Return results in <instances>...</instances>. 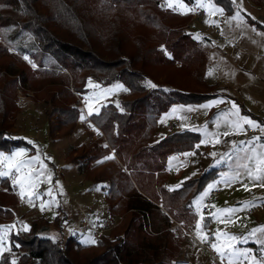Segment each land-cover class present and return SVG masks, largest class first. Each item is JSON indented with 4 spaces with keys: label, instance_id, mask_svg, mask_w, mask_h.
Returning a JSON list of instances; mask_svg holds the SVG:
<instances>
[{
    "label": "trees",
    "instance_id": "1",
    "mask_svg": "<svg viewBox=\"0 0 264 264\" xmlns=\"http://www.w3.org/2000/svg\"><path fill=\"white\" fill-rule=\"evenodd\" d=\"M213 1L228 17L234 15L233 0ZM190 18L165 8L163 0H0V152L35 151L25 139L10 137L21 110L18 91L32 92L51 108L50 138L62 139L77 129L79 99L91 80L126 88L119 107L108 104L91 115L105 137L79 145L66 158L85 180L105 187L109 214L123 220L111 234L125 239L115 244L102 237L89 245L77 236L54 241L39 235L52 225L42 217L29 231L12 235L18 260L0 264H171L183 256L185 238L172 228L177 222L194 230L193 202L220 169L169 190L164 184L170 157L197 151L201 135L184 131L149 143L173 106L216 97L217 85L206 80L208 54L187 31ZM246 19L264 32L257 20ZM13 191L9 178L0 176V224L15 217L19 198ZM211 222L206 218L205 227ZM54 225L63 228L60 218Z\"/></svg>",
    "mask_w": 264,
    "mask_h": 264
},
{
    "label": "rangeland",
    "instance_id": "2",
    "mask_svg": "<svg viewBox=\"0 0 264 264\" xmlns=\"http://www.w3.org/2000/svg\"><path fill=\"white\" fill-rule=\"evenodd\" d=\"M163 2L164 7L173 12L190 14V5L185 0ZM233 2L235 13L228 17L224 9L213 0H197L195 5L202 10L203 16L198 22L191 17L187 25V31L200 41L208 54L206 80L209 84H216L217 89L214 91L215 98L193 106L199 113L197 124L200 128L190 130L203 134L202 142L198 145L202 151L206 150L207 144L210 148L206 150L205 156L194 155V166L189 156L179 159L175 164L178 166L175 171H181L178 173L181 175L186 170L188 175L185 178L189 179L212 169H220L218 174L221 176L217 175L210 181L195 199V210H198L214 189L220 191V195L210 206L213 213L210 217L215 220L212 230L207 232L204 224L197 236L200 233L207 236L215 233L213 243L222 252L249 253L247 257L233 255L232 259H227L212 246L216 257L203 248L198 254L208 264H244L245 261L255 264V261H259L258 256H264V231L254 232L256 229H264V171H257L258 160L264 158V131L261 130L264 128V32L249 25L246 19L249 15L264 26V2L260 6L248 0ZM237 14L238 19H233ZM216 24L222 25L220 37L209 29ZM24 60L33 69H37L31 58ZM160 80H164V77ZM89 88V92L82 95L85 105L79 100L81 118L76 131L72 136L62 139L50 138L51 108L37 101L32 92L18 91L21 110L10 137L25 139L34 146L35 151L31 152L30 149L22 147L11 152H0L3 154L0 157V172L9 173L2 177L9 178L11 184L18 188L13 192L19 198V205L14 211L15 217L0 224V237H3L0 240V261L15 263L18 260V253L11 244L12 235L29 231L32 221L42 217L52 223L47 232L39 233L43 238L64 242L70 236L78 237L80 234L83 236V244L100 238L99 231L102 230L109 213L105 187L85 180L78 167L68 164L66 158L79 145L100 138L96 139L85 124L88 121L96 124L91 115L98 113L103 106L114 104L119 107L126 88L121 83L101 87L92 80ZM237 110L239 117H248L259 124L260 128L247 124L242 125L241 129L236 128ZM87 115L90 117L86 118ZM101 137H105L104 133ZM21 151L24 155L15 160L4 159ZM230 154L236 157L242 154L246 163L239 166V162L234 161L232 164ZM35 157H39V160H34ZM25 161L28 163H24L20 171H17V165ZM250 173H255L261 179H254ZM41 205H44V210H41ZM254 207L258 209L257 213H253ZM229 209L235 211H227ZM57 218L63 224L62 230L54 225ZM231 236L237 239L229 240L228 237ZM188 240L194 239L185 237L183 253L186 252L185 242ZM208 240L212 242L211 238ZM203 241L206 242L207 239Z\"/></svg>",
    "mask_w": 264,
    "mask_h": 264
},
{
    "label": "crops",
    "instance_id": "3",
    "mask_svg": "<svg viewBox=\"0 0 264 264\" xmlns=\"http://www.w3.org/2000/svg\"><path fill=\"white\" fill-rule=\"evenodd\" d=\"M88 87H89V84H88ZM193 106H197V105H187V106L186 105H175L170 109V111L168 113L164 114L159 121V126H158L156 133L153 135V137L150 141L151 145L158 143L160 140H162L166 136L172 135L174 133L190 131L191 128H195L193 130H198L200 128V125L197 124L199 113L196 111V109ZM213 111H214V109H213ZM208 118H209V116H208ZM192 132H194V131H192ZM195 133H197V132H195ZM198 134H200V133H198ZM200 135H201V141L200 142H202L203 134H200ZM199 143L196 146L197 151H191L188 153L174 155V156L170 157L168 167H167V171L169 172V177L165 181V184H164L167 189H169V190L178 189V188H180L182 183L188 179V178H185V176L187 177V175H188L186 170H185V173L184 174L182 173L181 175L178 174V173H181V171L178 173H177V170L175 171L176 167L178 168V166L175 164L178 163L179 159H186L189 156L190 160L192 162V166H194L196 160L193 157L195 154H198V155L204 154V156L206 155V153H207L206 150L208 148H210V145L207 144L206 150L202 151L198 147ZM231 155L232 154H230L229 157ZM231 160H232V164L234 161H238L239 166H241V164L243 162L246 163V158H245V156H242V154H238L237 157H236V155L233 154L230 157V162H231ZM232 164H231V166H234V167L236 166V165H232ZM236 168H239V167L236 166ZM218 176H221V175L218 174ZM223 177H225V176H223ZM213 191H217V189H214ZM219 195H220V191H219ZM195 202H196V200H194V202H193L194 210H195ZM109 216H110V214L108 213V215L105 219H107ZM211 218H212V222H211L212 226H210V228H207V232L212 230L213 223L215 222L214 217H211ZM205 219H206V217H205ZM205 219H203L199 228L204 227V224L206 221ZM97 227H98V224H97ZM214 234L215 233H212V234H210V236L209 235L207 236V234L203 235V233H200V234H198V236L203 235L202 236L203 238L199 237L201 240H205V239L208 240V238H211L212 243H213V241L215 240ZM78 235H79L78 238H79L80 242L83 241L82 240L83 236L80 234H78ZM185 243H186L185 249L186 248L187 249H186V252L183 253V256L180 259H185V260L189 261L191 264H208L198 254V252L203 251V247L197 241L188 240V242H185ZM84 245H89V244L84 243ZM234 246H235V244H234ZM225 256L227 259L233 258L232 253L229 251L225 253Z\"/></svg>",
    "mask_w": 264,
    "mask_h": 264
},
{
    "label": "built area",
    "instance_id": "4",
    "mask_svg": "<svg viewBox=\"0 0 264 264\" xmlns=\"http://www.w3.org/2000/svg\"><path fill=\"white\" fill-rule=\"evenodd\" d=\"M190 15L192 17V19L194 21H199L202 16H203V12L201 9H199L195 4L190 5ZM222 25L220 24H216L214 26H210L209 29L211 30V32L216 33L219 37L221 36L220 33V29H221ZM33 66V65H32ZM80 102L84 104L83 99H79ZM85 108V107H84ZM86 112V110H85ZM90 116L87 115L86 118H88ZM90 119V118H89ZM95 135L96 139H98L99 137L103 136L102 131L97 127L96 124H94L91 121H88L85 124ZM249 132H252V130H249ZM13 190L17 191L18 188L16 186H13ZM219 195L218 191H213L207 198V200L202 204V206L198 209L195 210V214L197 216V222L195 225V229L194 231H189L187 229H185L181 224L175 222V226L172 228L173 231L176 233L177 236H179V232L181 231V236L184 237H192L195 241H197L204 249H206L207 251H209V253L211 255H213L214 257H216L215 252L212 249V242L210 240H207L206 242H204L203 240H201L198 236H197V232L200 229V225L203 221L204 217H210V215H212V209H211V203L213 202V200ZM253 213H257L258 209L256 207H254L252 209ZM204 216V217H203ZM123 224V220L121 217H116V216H109L106 219V222L102 228L101 231H99V237H107L112 243H119L121 240L125 239V235H120V236H113L111 233L114 229L121 227ZM202 227V226H201ZM99 238V239H100ZM260 261V264H264V256H258L257 258ZM171 264H191L189 261L185 260V259H176L173 260L171 262ZM244 264H249V262L245 261Z\"/></svg>",
    "mask_w": 264,
    "mask_h": 264
},
{
    "label": "snow or ice",
    "instance_id": "5",
    "mask_svg": "<svg viewBox=\"0 0 264 264\" xmlns=\"http://www.w3.org/2000/svg\"><path fill=\"white\" fill-rule=\"evenodd\" d=\"M201 6H203V5H201ZM169 7H171V5H169ZM218 11H222V10L218 9ZM238 17H239V14H237L236 17H233V19H238ZM24 58L25 59H28V57H26V56ZM147 84H148L149 87H153V88L156 87V85L153 84L151 81H148ZM117 87H120V86H117ZM236 115L238 116V120L235 122V127L236 128L241 129L242 128V125H244V124H247V125H249V126H251L253 128H260V125L259 124H257L255 121L249 119L248 117H239L238 110H237ZM261 130L264 131V128H262ZM225 134L227 135V133H225ZM22 155H24V153L21 151V152L15 153L12 157H4V159L9 160V161H12V160H15L17 157H20ZM0 157H3V154L2 153H0ZM107 158L110 159L111 157H107ZM33 159L34 160H39V157H35ZM24 163H28V162L25 161V162H22L21 164H18L17 167H16V170L17 171H20V168L23 166ZM261 166H264V158L258 160L257 171H264V167H261ZM7 175H9L8 172H0V176H7ZM250 175H252L254 179H257V180L261 179V177L258 176V175H256L255 173H250ZM209 187L211 188L212 186L210 185ZM21 188L23 189V184H21ZM21 195H23V191L21 192ZM204 195H207V193H205ZM41 210H44V205H41ZM227 211H230L231 212V211H235V210L229 209ZM25 230H27V227H25ZM255 231H264V229H256V230H254V232ZM6 233H7V228L5 229V234ZM2 239H3V237H0V240H2ZM228 239L234 241L237 238L234 237V236H231V237H228ZM86 243L95 244L96 241L95 240H89V241H86ZM212 247L215 248L218 252H221V256L222 257L225 255V253L222 252L221 249L218 248L215 243L212 244ZM232 255H235V256H238V257L239 256L247 257L249 255V253H247V252H234V253H232ZM255 264H260V261H255Z\"/></svg>",
    "mask_w": 264,
    "mask_h": 264
}]
</instances>
